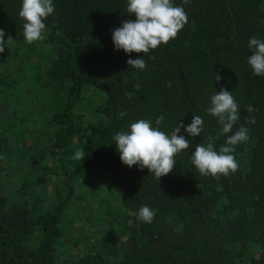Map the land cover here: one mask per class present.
Wrapping results in <instances>:
<instances>
[{
    "label": "trees",
    "instance_id": "trees-1",
    "mask_svg": "<svg viewBox=\"0 0 264 264\" xmlns=\"http://www.w3.org/2000/svg\"><path fill=\"white\" fill-rule=\"evenodd\" d=\"M54 4L29 44L21 0H0V264H264V76L247 64L248 40L264 39V0H174L187 23L144 55L143 71L127 63L143 53L111 39L135 20L127 0ZM221 88L238 104L233 132L244 126L249 139L236 146L238 170L214 178L190 156L232 134L207 112ZM194 115L204 131L181 128L190 147L169 174L121 162L116 132L146 119L171 134ZM144 205L150 224L137 219Z\"/></svg>",
    "mask_w": 264,
    "mask_h": 264
},
{
    "label": "clouds",
    "instance_id": "clouds-1",
    "mask_svg": "<svg viewBox=\"0 0 264 264\" xmlns=\"http://www.w3.org/2000/svg\"><path fill=\"white\" fill-rule=\"evenodd\" d=\"M127 12L135 20L123 21L120 27L112 31L111 39L117 51L123 50L126 54L143 53L138 58L130 57L127 60L131 68L143 71L146 68L144 55L174 39L187 23V14L183 7L174 4V0H127ZM54 14V0H21L18 15L24 21L25 41L31 44L43 39L48 31L45 20ZM5 44V31L0 29V53L4 51ZM247 48L251 52L247 57V64L253 76H264V39L251 37ZM136 87L139 88L140 85L137 84ZM207 112L217 119L223 134H232L227 135L226 142L219 151L215 150L211 142L196 145L190 156L191 164L202 176H228L239 168L234 153L237 145L248 141L249 130L240 126L233 132L234 124L239 119V108L232 92L224 88L211 95ZM163 121L164 116L161 115L155 124L160 125ZM249 122L255 123V119L251 118ZM181 128L190 137H196L204 131V121L201 116L194 115L191 123L177 125L171 134H166L153 126L151 121L138 119L127 130L116 132L112 141L124 165L129 168L135 165L139 169L146 167L159 180L173 170L176 154L190 147L188 139L184 135H178ZM84 156L83 151L78 149L74 152L73 159L82 160ZM154 216L155 211L147 205L141 206L137 213V219L148 224L152 223Z\"/></svg>",
    "mask_w": 264,
    "mask_h": 264
}]
</instances>
